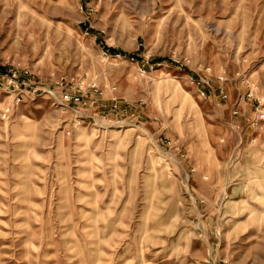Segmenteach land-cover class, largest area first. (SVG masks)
<instances>
[{"label": "rangeland", "instance_id": "rangeland-1", "mask_svg": "<svg viewBox=\"0 0 264 264\" xmlns=\"http://www.w3.org/2000/svg\"><path fill=\"white\" fill-rule=\"evenodd\" d=\"M0 66V264H264V0H0Z\"/></svg>", "mask_w": 264, "mask_h": 264}, {"label": "built area", "instance_id": "built-area-1", "mask_svg": "<svg viewBox=\"0 0 264 264\" xmlns=\"http://www.w3.org/2000/svg\"><path fill=\"white\" fill-rule=\"evenodd\" d=\"M6 69L0 66V73L4 72ZM62 96L65 98L66 102L71 103V102H83V99L81 98L80 95L74 93H63ZM4 113V111H3ZM5 114V113H4ZM205 264H212L211 260H207Z\"/></svg>", "mask_w": 264, "mask_h": 264}, {"label": "trees", "instance_id": "trees-1", "mask_svg": "<svg viewBox=\"0 0 264 264\" xmlns=\"http://www.w3.org/2000/svg\"><path fill=\"white\" fill-rule=\"evenodd\" d=\"M107 50L114 52V53L116 52V50L114 48H111V47H109Z\"/></svg>", "mask_w": 264, "mask_h": 264}, {"label": "bare ground", "instance_id": "bare-ground-1", "mask_svg": "<svg viewBox=\"0 0 264 264\" xmlns=\"http://www.w3.org/2000/svg\"><path fill=\"white\" fill-rule=\"evenodd\" d=\"M176 13V10L172 12V14L174 15ZM176 16H179L178 14ZM187 16V14H186ZM177 21H179V17L177 18Z\"/></svg>", "mask_w": 264, "mask_h": 264}]
</instances>
